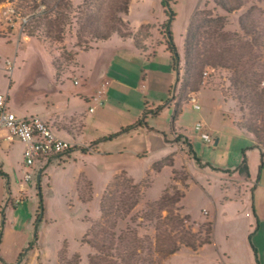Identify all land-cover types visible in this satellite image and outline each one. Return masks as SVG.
Listing matches in <instances>:
<instances>
[{"label": "rangeland", "instance_id": "rangeland-1", "mask_svg": "<svg viewBox=\"0 0 264 264\" xmlns=\"http://www.w3.org/2000/svg\"><path fill=\"white\" fill-rule=\"evenodd\" d=\"M55 2L46 0L49 6ZM205 2L170 0L169 6L164 7L161 0H130L129 12L123 17L126 27L123 32H130L137 39L144 40L147 52L155 51L149 56L143 54L141 61L130 58V67L134 72L140 75L142 66L160 68L167 61L170 63L169 72L173 73L169 53L159 35L164 30L168 9L171 8L175 18L170 31L180 55L179 66L183 74L184 39L195 15L201 17L203 12L210 9L204 6ZM43 8L41 6L39 9ZM260 9L257 17L262 28L264 4ZM242 10L223 14L216 10L215 13L223 17L226 30L236 32L237 17ZM22 24L23 20L12 13L8 3H0V91L8 93L10 109L19 116H26L35 114L46 105L45 95L49 92L34 87L37 77L22 81L24 73L38 70L39 74L48 76L52 67L43 43L36 38H24ZM151 60L152 64L148 63ZM8 61L13 66L11 72L6 69ZM229 76L230 72L224 69H215L208 76H203L204 85L195 93L200 109L192 108L189 101L182 103L176 127L179 126L191 141V158L186 146L181 141L176 143V137L170 140L172 148L166 156L144 159L116 169L103 165L93 151L73 149L69 156L53 157L49 161L37 162L38 165L32 168L26 167L32 174L27 198L12 204L18 195V180L22 178L21 168L24 165L21 144L16 139L9 142L6 158L0 148V160L4 161L11 175L9 190L6 175L0 176V196L2 190L6 195H12L5 209L6 221L3 222L1 217L0 223V247L6 250L7 261L13 263L17 259L21 251L17 244L29 235L22 249L24 252L16 264H141V258L145 259L144 264H225L227 259L221 252L226 249L228 235V238L234 237V232L229 231H234L236 222L243 224L250 217L246 215L248 209L243 198L242 205L240 201L237 204L218 205V198L224 190L218 176L223 175V171L211 166L235 167L241 165L245 157L246 166H242V169H249L255 178L260 158L259 149L253 146V137L234 123L240 119L235 102L224 100L221 95L220 91H226L229 87ZM114 103L118 104L116 101ZM119 106L123 107L122 104ZM112 112L108 122L115 120L117 113ZM172 113L173 107L166 106L156 116L168 135L172 134ZM201 117L207 121L211 142L203 141L194 130V123ZM108 122L105 124L108 125ZM59 135L70 140L74 138L67 133ZM83 138L80 140L83 143L92 142L91 136L85 134ZM197 159L201 165L197 164ZM235 185L239 189L237 181ZM174 187L184 192L179 202L182 206L179 214L189 217L182 221L179 230L195 232L202 222L210 220L213 222V240L210 245L196 251L181 246L172 255H164L160 250L161 245L168 243L167 238L176 236L177 231L173 232V228L165 223L159 226L166 211L155 203L162 195L173 192ZM41 199L43 215L40 216ZM37 213L39 219H36ZM127 232H133L149 247L141 255L133 254L129 260L122 254L121 245H118V253L111 248L117 236ZM94 234L98 241L101 238L107 245V250L99 253L91 247L88 241L94 238Z\"/></svg>", "mask_w": 264, "mask_h": 264}, {"label": "trees", "instance_id": "trees-1", "mask_svg": "<svg viewBox=\"0 0 264 264\" xmlns=\"http://www.w3.org/2000/svg\"><path fill=\"white\" fill-rule=\"evenodd\" d=\"M2 2L8 3L12 13L21 20L27 18L22 24V34L43 43L57 81L69 79L79 69L77 62L79 52L87 51L112 38H118L124 42L130 41L135 48L147 52L144 40L137 39L130 32H123L126 28L123 17L129 12L130 0H81L77 3L74 0H56L53 6H49L46 0H0V3ZM169 2L170 0H165L163 3L161 0V5L169 6ZM261 4H264V0H206L204 6H209L210 9L203 12L201 17L195 15L184 39L183 74L179 66L180 55L170 31L175 12L169 8L164 30L160 31L159 35L171 59L174 73L173 84L165 100L152 107L145 106L138 120L119 132L136 126L153 129L147 125V118L156 117L164 107L171 106L173 113L170 131L177 133L176 140L186 146L188 154L192 157L193 149L190 140L184 134L178 133L176 128L182 103L189 101L190 95L197 93L203 87L205 67L224 69L230 72L229 87L226 91H220L221 95L224 100L231 99L235 102L240 119L234 123L253 137V146L259 149L262 163L264 160V25L261 28L257 17V12L261 11ZM41 6L44 8L40 10ZM216 10L221 14L242 10L237 17L238 31L226 30L225 21L220 14L215 13ZM99 141H94L90 145L93 146ZM72 150H66L61 154L69 156ZM196 162L201 165L198 159ZM245 163L244 157L238 168L246 166ZM211 168L231 171L227 168L213 166ZM0 173L2 174L1 171ZM183 196L184 192L174 187L173 192L162 195L155 203L166 211L159 226L165 223L173 228V232L177 231L176 236L168 237V243L161 245L160 250L164 255H172L181 246L196 251L210 245L213 240V222L210 220L202 222L195 232L179 230L182 221L189 219L188 216L183 217L179 214L182 210L179 202ZM7 204L1 205L0 208L3 220ZM39 208L42 210L41 216L43 215L42 199L39 202ZM103 210L101 207V211ZM40 216L37 213L36 219ZM93 237L88 241L91 247L99 253L107 250L108 247L101 238L99 242L95 238L96 234ZM118 245L123 247L122 254L128 260L133 254L141 255L149 249L146 242L137 239L133 232L117 236L115 244L111 247L115 253H118ZM23 252L24 250L13 263L9 264L18 263ZM144 263L145 259L141 258V264Z\"/></svg>", "mask_w": 264, "mask_h": 264}, {"label": "crops", "instance_id": "crops-1", "mask_svg": "<svg viewBox=\"0 0 264 264\" xmlns=\"http://www.w3.org/2000/svg\"><path fill=\"white\" fill-rule=\"evenodd\" d=\"M24 38L31 37L24 36ZM152 53L142 52L135 48L130 41L124 42L118 38H112L87 51L79 52L77 54L79 70L69 79L55 80L53 68L48 76L39 74L38 70L26 72L22 81H29L37 77L35 79L39 82L35 81L34 87L45 90L49 94L45 95L46 105L44 104L35 114L20 117H41L53 124L58 133H67L79 141L84 139L85 134L91 136L92 142L100 140L92 146L93 155L100 158L103 165L108 166L109 169L127 166L144 159L164 157L170 153L172 148L170 140L176 137L177 133L172 132L171 135H168L156 117L149 116L147 118V125L153 129L136 126L119 132L121 129L133 125L145 106L152 107L166 99L169 88L173 84L174 75L169 72L170 63L167 61L163 62L160 68L142 66L140 75L130 67V61L133 58L141 61L143 54L149 56ZM152 62L151 60L148 63L152 64ZM75 79L77 83L74 82ZM128 79H133V81H128ZM103 81L108 82L105 92L101 99L95 102L92 97ZM48 82L51 85L44 88ZM115 101L118 104H115ZM121 104L123 107L119 106ZM90 107H93L92 111L89 110ZM112 111L117 113L114 116L115 120L108 122ZM199 120L204 121L209 128L206 119L201 117ZM105 122H108V125ZM176 128L178 133L184 134L180 131L179 126ZM4 134V131L0 130V148L6 158V151L10 148V143L3 140ZM108 135L113 136L102 139ZM187 138L189 139V137ZM216 140L218 141V138ZM20 144L22 151L23 144ZM63 156L60 153L44 160L49 161L53 157ZM44 160L42 162H45ZM238 166L229 167L227 169L231 171H223V175L218 176L224 184L223 193L218 198V205L237 204L238 201L242 205L243 198L248 209L246 215L250 219L243 224H238L234 220L236 222L234 231H232L233 229L229 231L230 233L234 232V237L228 238L230 236L228 235L226 249H223L221 254L227 259L225 264H254L253 261L257 264H264V160L261 163L259 158L258 172L255 174V178L251 176L249 169L246 168L247 171H243L242 167L238 168ZM14 169L17 170L15 166ZM0 171L2 172V174L0 173L1 177L2 175L7 177L9 190L11 175L5 168L3 160H0ZM236 181L240 186L239 189L235 185ZM3 192L2 190L0 208L5 202H10L9 198H12L11 193L6 195ZM222 198L223 200H221ZM213 204L216 207V203L213 202ZM1 217L0 214V223ZM28 240L29 235L17 244L21 251ZM5 254L6 250L0 247L1 264H9Z\"/></svg>", "mask_w": 264, "mask_h": 264}, {"label": "built area", "instance_id": "built-area-1", "mask_svg": "<svg viewBox=\"0 0 264 264\" xmlns=\"http://www.w3.org/2000/svg\"><path fill=\"white\" fill-rule=\"evenodd\" d=\"M27 18H23V23ZM6 69L12 71L13 66L8 61ZM214 68H206L203 71V76L206 77L212 72ZM77 83V80H74ZM108 82L103 81L100 87L97 89L96 94L92 97V100L98 102L105 92ZM189 102L194 109H200V105L197 102L195 94H191ZM90 111L93 107L89 108ZM0 130L4 131L3 140L11 142L16 139L23 144L22 157L24 159V165L21 168L22 178H19V189L17 198L12 201V204H16L19 201H23L27 198L28 182L32 178V174L26 169L32 168L40 163L42 160L48 157L58 155L69 149H85L87 151H93L90 144L83 143L76 138L72 140L63 138L59 135L58 130L49 121L38 117H20L15 114L9 108V95L8 93L0 91ZM194 130L198 136L205 142H211L212 137L208 133V127L202 120H198L194 123ZM183 144V143H182ZM183 146H185L183 144ZM10 200L12 198H9Z\"/></svg>", "mask_w": 264, "mask_h": 264}, {"label": "water", "instance_id": "water-1", "mask_svg": "<svg viewBox=\"0 0 264 264\" xmlns=\"http://www.w3.org/2000/svg\"><path fill=\"white\" fill-rule=\"evenodd\" d=\"M36 82H39V81H36ZM51 85V83L50 82H48V84L47 85H45L44 86V88H46V87H48V86H50ZM215 143H217V140H215Z\"/></svg>", "mask_w": 264, "mask_h": 264}]
</instances>
